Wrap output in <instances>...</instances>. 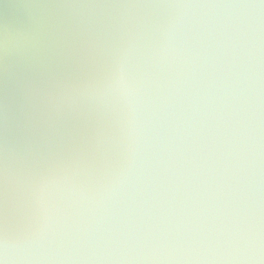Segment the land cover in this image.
I'll return each mask as SVG.
<instances>
[{"label": "water", "instance_id": "obj_1", "mask_svg": "<svg viewBox=\"0 0 264 264\" xmlns=\"http://www.w3.org/2000/svg\"><path fill=\"white\" fill-rule=\"evenodd\" d=\"M259 3L0 0L10 204L25 179L37 195L53 176L86 193L63 208L44 264H264V6H248ZM144 4L165 6L106 7ZM165 32L133 136L104 85L122 40L154 50Z\"/></svg>", "mask_w": 264, "mask_h": 264}, {"label": "clouds", "instance_id": "obj_2", "mask_svg": "<svg viewBox=\"0 0 264 264\" xmlns=\"http://www.w3.org/2000/svg\"><path fill=\"white\" fill-rule=\"evenodd\" d=\"M165 5H107L106 7H163ZM171 6V5H168ZM264 6V0L259 5ZM105 7V5H94ZM171 44L167 32L159 49L147 50L143 38L131 33L122 40L110 78L104 85V92L126 111L130 133L135 134L146 100V73L144 66L151 60L163 59ZM9 150L5 145L0 161V183L3 185V197L0 199V264H44L51 260L52 249L59 236L57 225L65 206H74L86 195L83 187L71 183L66 177L53 176L40 186L29 180L19 182V194L10 204ZM120 175L113 178L115 184ZM18 216L26 222L24 230L10 228V218Z\"/></svg>", "mask_w": 264, "mask_h": 264}]
</instances>
